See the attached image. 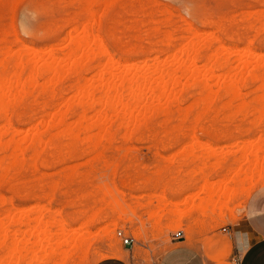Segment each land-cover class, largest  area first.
<instances>
[{
    "label": "rangeland",
    "instance_id": "374dc122",
    "mask_svg": "<svg viewBox=\"0 0 264 264\" xmlns=\"http://www.w3.org/2000/svg\"><path fill=\"white\" fill-rule=\"evenodd\" d=\"M83 1L0 0V62L9 60L8 50L11 51L9 56H13L26 46L41 53L36 55L25 49L23 53L30 60L37 61L38 56L44 59L36 64L37 69L52 57L65 62L70 52L68 38L74 27H80L77 36L81 38L85 36L82 28L89 26L87 23L91 21L89 27L93 26L94 32L101 30L107 50L115 60L122 62L117 72L125 73L127 62L134 61L137 66L128 70L143 74L159 62H173L174 54L181 58L177 50L187 45L188 25V29L192 27L200 34L195 54L204 58L212 52L217 58L214 62L220 61L217 65L213 62L214 67L211 63L203 67L199 70L201 75L217 92L221 85L229 82L228 75L240 73L243 85L237 90L240 89L242 99L221 92L214 98L203 97L202 94L197 95L202 90L201 86L183 80L184 87L178 88L177 95L157 106L170 108L166 116L164 113L147 114V124L138 130L131 128L132 131L118 126V121L113 118L107 123L108 128L87 132L75 127V121L82 112L74 96L76 85L78 82L84 84L86 79L91 86L101 84L96 65L106 63L113 67V59L105 57V52H99L98 48L96 53L89 48L87 53L96 54V60L84 61L78 75L73 72L64 76V80L56 79L53 83L56 82L57 86L52 84L46 92L42 91L45 82L39 79V86L31 90V95L10 108L7 119L0 115V130L4 132L2 126L10 120L15 129L22 131L17 140L24 142L23 150L19 152V163L12 160L11 150L0 148V264L61 263V258H54L52 253L55 246L67 243V237L72 235L85 236L93 244L87 257L78 252L67 264H93L97 254L105 253L114 244L126 252L124 261L129 264H157L175 241L173 234L178 230L185 232L186 244L203 250L215 248L214 243L220 240H229V234L222 233L221 229L237 222L245 209L246 204L243 203L250 199L246 196L264 186V177L254 180L252 193L244 197L240 195L227 206L226 216L221 214L225 213L226 206H218L217 210L212 208L216 213L211 210V218L204 221L206 226H198L194 232L189 230L187 221L174 230L155 231L149 220L151 209L147 206L156 208L158 214L159 201L165 205L177 202L178 206H183V210L179 209L183 211L181 214L188 215L194 206H200L210 195L222 198L229 190L242 188L251 173L264 172V84L260 80H250V75L264 66V0H98L96 4ZM91 9L96 13L92 15L97 17H94V22L93 18L88 19ZM256 15L262 19L258 21ZM72 34L76 36V33ZM218 46H223L226 51L218 49ZM229 48L246 50L231 57V52L227 51ZM228 59L231 60L229 66L221 68ZM199 66L204 65L200 62ZM21 73L24 72H20V76ZM27 75L28 71H25L23 80ZM168 91H171V86ZM67 97L73 100L69 101L72 109L62 103L64 99L69 100ZM228 104L231 107L227 108ZM66 107L67 114L71 111L67 119L73 130L60 128L57 131V128L48 131L51 112L53 116L61 110L65 112ZM99 109L102 111L104 108L97 106L96 111ZM93 113L88 115L95 116ZM164 118L168 120L165 122ZM37 124L40 133L44 135L45 132V137L44 143L36 148L25 140V135H32L31 140ZM62 129L67 131L65 137L60 135ZM68 133L74 137L78 133L80 139L78 135L72 139ZM7 135L4 141L8 142L13 133ZM84 135L90 139L93 137V140L84 142ZM88 142V146L95 145L98 150L95 146L88 148ZM4 167L8 172H2ZM3 174L7 177L2 178ZM106 186L113 191V196L105 194ZM112 199L123 204L126 213L134 219L133 224L121 221L122 216L113 211L115 201ZM94 220V225L88 230V224ZM169 222L165 219L163 226ZM138 229L143 232L141 239L134 236ZM118 231L135 239L132 247L123 244ZM6 236L7 244L4 243ZM228 240L222 242L227 245ZM72 242H68L70 247L64 246L63 252L75 250L76 241ZM9 246L17 248L14 253ZM219 252L224 258L230 254L228 251ZM234 260L231 259L232 263Z\"/></svg>",
    "mask_w": 264,
    "mask_h": 264
},
{
    "label": "bare ground",
    "instance_id": "6f19581e",
    "mask_svg": "<svg viewBox=\"0 0 264 264\" xmlns=\"http://www.w3.org/2000/svg\"><path fill=\"white\" fill-rule=\"evenodd\" d=\"M84 1H83V3H87L88 2L90 4H92V3L96 4L98 2V0H84ZM81 3H82V1H81ZM106 4H104V5H106ZM107 5H110V4H107ZM89 6L91 7V5H89ZM107 7H109V6H107ZM91 8H93V5H92ZM91 10L88 11L89 12L88 13L89 14V18L88 19L90 20L91 18H93V22H94L95 21L94 17H96V15H95L96 13L94 12V10H92V12H91ZM92 13H95V14L92 15ZM255 13L257 14V11ZM255 17L257 18V15ZM257 19H258V21H260V19H262V17L260 16ZM89 20L87 22H89ZM100 21H101V19H100ZM89 23H91V21ZM89 23H87V25L90 26ZM92 25H93V23H92ZM89 26H85L84 28H82V30H83L82 33H84L85 36H83L81 38L78 37L79 36V31H80V29H79L80 27L78 28V26L74 27L73 32H72L74 34L76 33V36L73 35L72 33H71V35L68 34V36L70 35L69 38H68L70 40V42H69L70 43V46H69V49H70L69 51L70 52L66 56L67 59H66L65 62H63L60 58L52 57L49 60L44 62L45 64L43 65V67L39 65V67H41V68L37 69L36 64H38L39 62L40 63L43 62L44 59L41 56H38L39 58H37V61L30 60L29 56L26 53H23V51L25 49H27V50H29L31 52L36 53V55L41 54L40 52L35 51V49L30 48V47L28 48L26 46L27 48L25 47V49H24V47L21 48V49H24V50H21V53L19 51V53L17 55L14 54L13 56L12 55L9 56V53L11 51L8 50L6 54L8 55L9 60L5 61L4 59H2L3 63H2V60L0 62V65H1L0 67H2V71H0V115H5V117L6 116L8 117V113L10 112V108L12 106H14L15 103H17L18 101L23 99L24 97H26L28 95H31L30 94L31 90L36 89V87L39 86V83H40L39 79L40 80L43 79V81L45 82V83H43L44 85H43L42 91L46 92L48 87H50L52 84L56 83V82L53 83L56 79L59 80V78H63L67 74H70V73H73V72L77 73L78 69L80 67H82V64L84 63V61H87L88 63H90V62L96 60L95 59L96 54L87 53L89 48H93L95 50V53H96V50H97L96 48H98L99 52H105V55H107L105 57L109 56V59L110 58L113 59V62H112V60H111V62H112V64L114 66L110 67L109 64H106V63H101V64H99V66L96 65L99 68L98 73L96 72L99 75V77H100L99 82H101V81L103 82V83L101 82V84H99L98 86L97 85L96 86H91V85L87 84V82H86L87 79L85 80L84 84L81 83V82H78V84L76 83L77 84L76 85V89H75L76 92H75L74 96H75V99L77 100L78 106L81 107L82 112H81V114L79 116V119L77 121L74 120L76 122V126L75 125L74 126L79 128L80 131L81 130H83V131L85 130V131L89 132V131H92L93 129H99V130L103 129L104 130L105 128H108L107 123L113 118H115L116 121H118V123H119L118 126L121 125V127L128 129V131H132V130H130L131 128L132 129L133 128H137V130H138V128H140L142 126H145L147 124V117H148L147 114H151L152 115L154 113H164L163 114V116H164L165 114L170 112V110H169L170 108H166V107H161L160 108V107H157V106H159V104L162 101L168 99L169 97L177 95L178 88L181 87L182 85H184L183 84V80H186V82H191L194 85L201 86V88L200 87L199 88L202 89V90L199 91L198 92L199 94H197V95L201 96V94H202V95H204L203 97H205V95H206L208 98H214L215 96H220L219 93L221 92L224 95L237 96L238 98L242 99L241 98L242 97V93H240L241 92L240 89L237 90V88L238 87L240 88L241 84L243 83L242 80H241V74L240 73H238V74L235 73V74L228 75V81L229 82L227 84H225V85H221L217 92L212 90V88L210 87V85L207 82V80L201 75L199 70L203 69V67L204 68L207 67L210 63L213 66L214 64H216L214 61L217 58H216L215 55L212 54V52H210L211 54L206 55L204 58H201L200 54H197V55L195 54V52L197 51L196 50L197 49V44L196 43H197V40L199 39V35L200 34L197 32V30L193 29L192 27H189V29H188V25H187V30H186L187 31V35H186V38H185L186 41H187V45H185V47H182V49H180V50L178 49L177 50V52L180 54L181 58L180 59L176 58L178 55L175 57V54H174V56H173L174 57L173 58L174 61L173 62H167L169 60H167L165 62V64L164 63L162 64V63L159 62V63L153 65L152 69H150L151 67L149 68L150 70L147 69V72H145L143 74L141 72L136 71V70H131V71L128 70L129 67H131V66H137V63H135L134 61L127 62V64H126L127 66H125V68L127 70L125 71V73H122V74L118 73L117 70L121 68L122 62L120 60H115L113 58L112 54H110V52L107 50L105 40H103L102 37H101V30L98 31V32L96 31L97 32L96 33L92 29L93 26H91V28ZM13 28H14V26H13ZM77 33H78V36H77ZM163 39H165V38H163ZM168 39L170 40V38H168ZM159 41H160V39H159ZM168 43H170V42H168ZM209 46H210V44H209ZM217 48L222 50V51H226L223 46H218ZM244 48H245V46H244ZM11 50H12V48H11ZM245 50H243V49H241V50L232 49L231 50L229 48V50H227V51H230L231 52L230 56L233 57V56H236V55H238L239 53H241V52H243ZM1 51H2V49H1ZM199 53H200V51H199ZM257 56H263V55H258L257 54ZM170 58H172V57H170ZM200 62H202L204 66H202V67L199 66ZM213 62H214V64H212ZM230 63H231V60L228 59L223 65H221V68H223V67L226 68V66L227 65L229 66ZM189 65L191 66L190 70H189ZM221 68L218 67V69H221ZM80 70H81V68H80ZM25 71H28V75H27L28 77L25 78L26 80L25 79L23 80L22 76H23V74H25ZM20 72H24V73H21L22 75L20 76L19 75ZM78 73L76 75H78ZM250 76H251L250 77L251 81L252 80L253 81L260 80L261 83L263 81V84H264V66L260 67L254 73V75L252 74ZM68 79H69V77H68ZM63 80H64V78H63ZM105 80H107V82H104ZM185 85L187 87L188 84H185ZM189 85H191V84L189 83ZM169 86H171V91L170 92L168 91ZM66 87H68V86H66ZM183 87L184 86H182V88ZM237 91H239V92H237ZM260 95H261V93H260ZM72 98H74V97H72ZM261 98L262 97H260V99ZM69 101H73V100H71V98L69 100L64 99L62 101V103L64 102L65 106H68L69 108L71 106L70 109H72L71 102H69ZM242 102L243 101H241V103ZM75 104H76V102H75ZM97 106H101V109H102V107L104 109H102V111L100 109L98 111H96L97 110ZM202 106H203V104H202ZM226 106H227V108L231 107V106H229V104L226 105ZM68 107H66V109H65L66 111L65 112H63L61 110V112H59V113L57 112L56 114H53V116H51L52 115V112H51V114L49 116L52 117V121H50V119H49L50 122L47 125V127H48L47 130L48 131L53 130V129H57V128H58L57 131L60 128H63L64 131L65 130H69V129L73 130L72 128H74V127H72V125H71L72 123L70 124L68 122V119H67L68 114L71 112V111H69V113L67 114ZM190 109L192 110L193 108H190ZM89 112H95V113H93V114H95V116L94 115H91V116L88 115ZM7 117H6V119H7ZM167 117H168V115H167ZM195 118H193V119H195ZM164 120H165V118H164ZM166 120H168V118ZM166 120H165V122H166ZM45 122H48L47 119L45 120ZM71 122H73V121H71ZM111 123L112 122H110V124ZM41 124L43 125L44 122L41 123ZM73 124H74V122H73ZM200 125H201V123H200ZM2 127H4L5 131L3 132V131L0 130V148H4L6 150H11L12 151V154H11L12 160L15 161V162H18L19 156H20L19 152L21 150H23L22 149V144L24 142H21L20 140H17V136L22 131L15 129L13 124H12V122L10 120H7ZM34 127H35V125H34ZM36 127H37L36 129L33 128L34 130H37V131L36 132L34 131L35 134L33 135L31 140L29 138H31L32 135L30 137H29V135L28 136L25 135L26 136L25 140H27L28 142H31V146L32 147H36L37 145H40V144L44 143L45 132H44V135L41 134L40 131L38 130V124L36 125ZM0 128H1V126H0ZM63 129L60 130V135L64 134V137H65L66 136L65 133H67V131L64 132ZM110 129H112V128H110ZM180 130H181V128H180ZM61 131H63V133H61ZM70 132L72 134H74V132H72V131H70ZM133 132L132 133L135 134L134 130H133ZM9 133L11 135L13 133V135L11 136V139L8 140V142L4 141L6 135L7 134L9 135ZM98 134H97V136H98ZM76 135H78V133ZM76 135H75V137L73 135H70V138H72V139L75 138L76 139ZM88 136H90V134H88ZM50 138H52V136ZM84 138H86V135H84V137L82 139H84ZM92 138L90 139V138L87 137L86 139H84V142H86V140L89 141V139L93 140ZM94 138H95V136H94ZM99 138H100V136L97 137L96 141H98ZM103 138H105V137L103 136ZM103 138H101V139H103ZM68 139H69V137H68ZM78 139H80V136L78 137ZM51 141H52V139H51ZM84 142H82V143H84ZM100 142H101V140H99V143ZM69 143H72V142H69ZM95 144H96V142H95ZM88 145H89V142L87 143V146ZM66 146H69V145L67 144ZM71 146H72V144H71ZM90 146L94 147L95 145H90ZM90 146H88V148ZM98 146H100V145H98ZM98 146H97V148H98ZM43 147H44V144H43ZM70 147H69V149H70ZM50 149H51V147H50ZM95 149H96V146H95ZM103 149H104V146H103ZM116 149H117V147H116ZM96 150H98V149H96ZM34 154L37 155V153H34ZM37 159H38V156H37ZM35 162H36V160H35ZM8 163H10V162H8ZM23 164H25V163H23ZM106 167H107V165H106ZM4 168H2V172H3V170H5L4 173L6 171L8 172L6 167H4ZM263 174H264V172L263 173H257V172L251 173L250 179H247L243 183L242 188H239V187L233 188V189L229 190L228 193H226V194H224L222 196V198L225 199L226 202H223L222 198L217 197L216 194L214 196L210 195L208 199H206L205 201H203L201 203L200 206H194V208L191 207L193 209H192V211L190 210L191 213L189 212L190 214H188V215L181 214V212H183V211L180 212L179 209L181 208L183 210V208H182L183 206H178L177 202H172L171 201L170 203H168V205H165V204H163V202L159 201V206H157V207L160 209V212L158 214L155 212L156 208L153 209L152 208L153 206H147V207H149L151 209V211L149 212V220L152 222L154 230L155 231H159L161 233H164L167 228H168V230H174L175 228L182 227L185 221H187L189 223V225H188L189 230L194 232V229L196 231L198 226H201V227L203 225L206 226L207 223L204 224V221L208 220L209 218H211V214H213V213H211L212 211H214V213H216V210H217L216 208H218V206H224V207L225 206L226 207L230 206L234 202V200H236L240 195L243 194V197H244V196L248 195L249 192L252 193V189L255 187L254 186V184H255L254 180L256 178H258V180L260 178H263L264 177ZM256 176H258V177H256ZM3 177H7V175L4 176V174H3L2 178ZM262 181H263V179H262ZM252 184H253L254 187L252 186ZM96 188H98V187H96ZM248 188H250V189H248ZM100 189H101V187H100ZM105 194H109L111 196L114 195L113 191L109 188V186H106ZM249 196H246L247 198L246 197L245 198L248 199V198H250ZM2 197H4V196H2ZM113 200L114 199H112L111 201H113ZM111 201L109 203H111ZM114 201H113L114 202L113 211L117 212L119 214V216L120 215L122 216L121 221H123L125 223L133 224L134 223V219L131 218L128 213H126L123 204L121 202H119V200H117V199L114 200ZM246 202H247V200L243 204H246ZM212 208H215L216 210H213ZM224 211H225V213L223 212L221 214L226 216L227 215L226 211H228V207ZM133 214L135 215V212H133ZM165 219L170 220L169 224L166 227L163 226L164 225L163 221ZM95 221L96 220H94V221H92L91 223L88 224V230L90 229V227L92 225H94ZM216 221H218V220H216ZM205 222H207V221H205ZM89 233L90 232H88L87 234L89 235ZM61 235H63V236L65 235L66 236L65 233H62ZM74 236H76V235H74ZM74 236L72 235L71 238H70V236H68L67 238H69V240H67V243H65V242H63L64 244L61 243L62 244L61 246L63 248L60 245L55 246L56 249H55V251H53L52 254L54 255V258L55 257L56 258H61V261H63V262H61V263L57 262V263H54V264H67L68 261L71 260L78 252L84 253L85 257H87L89 255L91 246L93 244L91 239H89V238H87L85 236H82V237L80 236L79 237L78 235L74 238ZM134 236H136L137 239H141L143 237V232L140 229H138L137 232L134 234ZM110 239H112V238H110ZM7 240H8V236H6L4 238V243H6ZM72 240L76 241V245H74L75 248H73L75 250L73 251L71 249L70 252L69 251L63 252L67 248V246L70 247L69 243H73ZM57 244H59V242ZM57 244H55V245H57ZM64 246H66L65 249H64ZM10 249L12 250L11 252L14 253V251L17 248L15 249V246H12V247H10ZM8 251L10 252V250H7V252ZM68 252H69V254H68ZM9 254L11 255V253H9ZM9 254H7V255H9ZM96 254H97V252H96ZM125 255H126V252L123 251V249L118 244H114L105 253L102 252V254L101 253L97 254L96 259L94 260L93 264H96L100 260H104V259H107V258H117V259H121V260H126V259H124Z\"/></svg>",
    "mask_w": 264,
    "mask_h": 264
},
{
    "label": "crops",
    "instance_id": "0c3cea01",
    "mask_svg": "<svg viewBox=\"0 0 264 264\" xmlns=\"http://www.w3.org/2000/svg\"><path fill=\"white\" fill-rule=\"evenodd\" d=\"M228 234L229 240L223 239L229 241L227 245L220 240L214 243L215 248L207 250L186 244V239L172 241L157 264H264V186L250 195L244 212L228 228ZM214 250L228 251L230 254L224 258ZM232 258L235 259L233 263ZM96 264L129 263L107 258Z\"/></svg>",
    "mask_w": 264,
    "mask_h": 264
},
{
    "label": "built area",
    "instance_id": "2783aa9c",
    "mask_svg": "<svg viewBox=\"0 0 264 264\" xmlns=\"http://www.w3.org/2000/svg\"><path fill=\"white\" fill-rule=\"evenodd\" d=\"M228 228L229 227H223L222 233L228 234ZM118 237L122 239V242L125 246H133L135 239L132 236H126L122 231H118L117 233ZM185 239V232L183 230H178L173 234V240L180 241Z\"/></svg>",
    "mask_w": 264,
    "mask_h": 264
}]
</instances>
